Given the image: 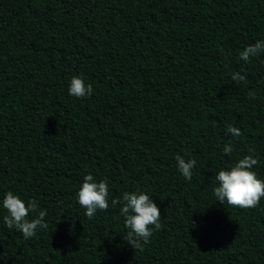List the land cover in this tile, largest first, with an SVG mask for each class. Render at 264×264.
<instances>
[{
    "label": "trees",
    "instance_id": "1",
    "mask_svg": "<svg viewBox=\"0 0 264 264\" xmlns=\"http://www.w3.org/2000/svg\"><path fill=\"white\" fill-rule=\"evenodd\" d=\"M257 39L264 0H0V198L35 199L48 225L24 239L0 208V264H264V198L212 195L245 155L264 180V54L237 58ZM76 75L92 96L68 95ZM89 173L110 192L91 220L75 198ZM134 190L161 214L143 250L119 214Z\"/></svg>",
    "mask_w": 264,
    "mask_h": 264
},
{
    "label": "clouds",
    "instance_id": "2",
    "mask_svg": "<svg viewBox=\"0 0 264 264\" xmlns=\"http://www.w3.org/2000/svg\"><path fill=\"white\" fill-rule=\"evenodd\" d=\"M264 54V39H257L238 52V59L248 62L250 58ZM241 73H233L231 79L236 82L245 80ZM94 88L87 83L82 75L73 76L68 85V95L77 99L92 96ZM228 133L233 137L240 136V129L229 125ZM225 153L232 151L231 146L223 149ZM176 168L185 181H190L197 161L194 158L185 159L177 154ZM257 164L256 158L249 154L239 158L232 165L220 168L215 174V185L212 195L221 204L239 206L241 208L255 207L264 198V180L258 178L253 166ZM109 181H97L92 174H86L75 194L76 202L85 209V215L92 219L94 215L109 207ZM113 205L117 204L112 199ZM119 214L123 217L127 243L132 248L143 250L149 243L153 232L160 228L161 214L158 205L151 195L142 190L125 191L121 194ZM0 208L6 211L3 223L8 229L18 230L24 239L36 235L38 229L48 227L45 217L47 213L39 210L35 218L29 219V214L36 212L38 203L35 199H22L21 196L9 190L0 198Z\"/></svg>",
    "mask_w": 264,
    "mask_h": 264
}]
</instances>
